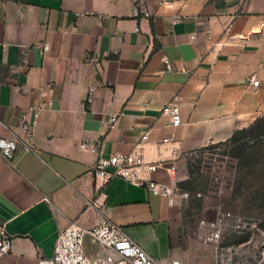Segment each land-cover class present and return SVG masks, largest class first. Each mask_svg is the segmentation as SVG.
Listing matches in <instances>:
<instances>
[{"label":"crops","instance_id":"0c3cea01","mask_svg":"<svg viewBox=\"0 0 264 264\" xmlns=\"http://www.w3.org/2000/svg\"><path fill=\"white\" fill-rule=\"evenodd\" d=\"M144 5L150 17L135 13L133 0H0V137L21 133L29 108L51 101L33 148L20 142L0 159V230L12 240L0 264H36L53 255L61 228L105 217L163 264H190L175 238L178 207L121 177L97 180L93 168L101 156L139 152L164 161L145 178L169 181L167 168L185 155L262 117L264 0ZM174 97L177 127L163 112ZM171 135L174 144L160 143ZM85 248L107 254L89 236Z\"/></svg>","mask_w":264,"mask_h":264},{"label":"rangeland","instance_id":"374dc122","mask_svg":"<svg viewBox=\"0 0 264 264\" xmlns=\"http://www.w3.org/2000/svg\"><path fill=\"white\" fill-rule=\"evenodd\" d=\"M264 117V115L262 116ZM255 122V121H254ZM242 131L228 144H210L184 157L176 168L180 217L175 238L190 264H215L218 255L234 254L236 263L264 264V122ZM231 220L218 241L209 240L208 222L222 213Z\"/></svg>","mask_w":264,"mask_h":264},{"label":"built area","instance_id":"2783aa9c","mask_svg":"<svg viewBox=\"0 0 264 264\" xmlns=\"http://www.w3.org/2000/svg\"><path fill=\"white\" fill-rule=\"evenodd\" d=\"M146 0H133V10L135 13H143L144 17H150L151 13L145 8ZM176 19H181L176 16ZM49 49L48 43L43 45V51ZM249 83L259 86V80L251 78ZM178 98L174 97L168 103L163 112L171 116L170 125L177 127L181 124V116L178 112ZM51 101L29 108L31 118L26 115L19 120L18 127L21 133L13 132L9 138L0 137V159L10 158L18 144L23 143L27 150L33 148V136L35 126L39 118L41 108L50 105ZM197 104V100L194 101ZM118 121V113L111 112L109 124L115 126ZM149 139V131H144L141 137V143ZM174 136H168L161 140V144H174ZM140 143V144H141ZM81 147L91 152H96V145L84 142ZM176 151V146L171 147ZM162 160L147 161L142 153L112 154L101 156L93 168L94 177L97 180H108L112 177H121L136 186H145L154 194L167 199L168 204L174 206L177 204L178 188L175 183L176 167L173 165L167 168L169 181H159L147 179L144 174H151L163 165ZM232 213H222L219 218L208 222L210 229L209 240L218 241L223 230L232 221V228L240 230L243 226L241 219H237ZM89 236L94 245L103 247L107 254L103 257H90L85 248V238ZM12 240L4 229L0 230V256L7 254L11 250ZM232 254L218 255L215 264H241L236 263ZM179 260H172L171 264H179ZM36 264H163L159 259L151 256L139 243L134 241L125 231V229L114 222L111 218L105 217L99 220L92 227H83L77 222L61 228L58 232L54 252L52 256L41 257Z\"/></svg>","mask_w":264,"mask_h":264},{"label":"trees","instance_id":"16d2710c","mask_svg":"<svg viewBox=\"0 0 264 264\" xmlns=\"http://www.w3.org/2000/svg\"><path fill=\"white\" fill-rule=\"evenodd\" d=\"M262 122H264V117H259L257 120H255V122L254 123H252L250 126H248V127H246V128H243V129H240V130H236L235 132H234V134L228 139V140H226V141H223V142H219V143H217V144H228V143H230V142H232L235 138H236V135L238 134V133H240V132H242V131H248V130H251V129H256V128H261V126H262ZM206 147V146H205ZM202 148H204V147H202ZM201 148V149H202Z\"/></svg>","mask_w":264,"mask_h":264}]
</instances>
